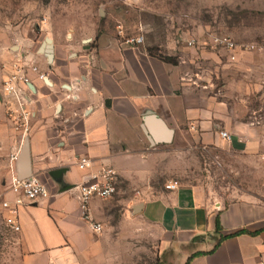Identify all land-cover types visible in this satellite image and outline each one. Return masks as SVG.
<instances>
[{
	"label": "crops",
	"instance_id": "0c3cea01",
	"mask_svg": "<svg viewBox=\"0 0 264 264\" xmlns=\"http://www.w3.org/2000/svg\"><path fill=\"white\" fill-rule=\"evenodd\" d=\"M52 44L51 59L44 53L36 57L37 66L46 64L48 71L27 72L32 116L24 138L13 129L0 98L1 198L13 197L8 190V156L18 147H24L25 154L14 164L16 171L37 176L48 188L46 198L19 209L16 233L24 250L23 264H82L91 253L95 261H102L107 243L115 249L126 244L131 253L134 247L158 256L172 253L180 264L197 251L206 253L189 264H264V193H247L223 203L208 198L202 184L181 176L170 175L164 184L154 181L182 173L181 163L169 160L181 151L167 150V142L156 140L164 131L160 120L173 130L175 140L185 134L189 142L204 146L221 141L250 147L244 145L250 141L247 130L240 134L225 129L229 139L220 136L223 129L216 131L217 121L226 125L232 121L220 103L205 96L208 84L200 82L197 72L202 62L198 57L214 53L198 44L188 60L196 66L182 75L186 61L179 57L173 65L134 49L88 56L65 53L62 44L53 40ZM219 52L229 61L223 50ZM248 53L239 52L230 62H240ZM198 86L202 90L197 91ZM253 139L260 136L255 133ZM83 156L91 164L81 170L77 161ZM103 166L115 169L116 192L89 202L91 219L102 226L94 232L81 217L75 185ZM171 181L177 182L176 189L163 188ZM217 214L219 233L214 232ZM240 230L247 233L220 240Z\"/></svg>",
	"mask_w": 264,
	"mask_h": 264
},
{
	"label": "rangeland",
	"instance_id": "374dc122",
	"mask_svg": "<svg viewBox=\"0 0 264 264\" xmlns=\"http://www.w3.org/2000/svg\"><path fill=\"white\" fill-rule=\"evenodd\" d=\"M139 33L144 40L137 51L176 63L185 59L182 75H188L196 66L188 60L199 46L187 44L191 37L203 41L211 35H230L238 42L264 44V0H0V98L4 100L2 79L13 70L28 72L35 66L48 71L46 64L37 66L36 60L43 54L38 46L46 37L62 44L65 53L95 56L133 50L130 39ZM203 47L214 53L198 57L200 82L204 79L208 84L204 94L214 104L220 103L232 121L230 125L217 121L216 131L231 128L242 134L247 130L250 141L243 143L250 147L221 141L204 146L189 142L185 134L177 140L173 136L165 149L181 151L169 160L180 162L182 173L166 174V179L157 176L154 181L164 184L170 175L181 176L202 184L208 198L223 203L247 193H264V55L254 50L244 60L230 62L220 50ZM255 133L258 141L253 139ZM19 237L3 223L0 213V264H23ZM106 246L102 261H95L91 253L82 264H180L172 253L158 256L136 247L131 253L126 244L116 249Z\"/></svg>",
	"mask_w": 264,
	"mask_h": 264
},
{
	"label": "built area",
	"instance_id": "2783aa9c",
	"mask_svg": "<svg viewBox=\"0 0 264 264\" xmlns=\"http://www.w3.org/2000/svg\"><path fill=\"white\" fill-rule=\"evenodd\" d=\"M143 40V33H139L130 39L132 49H138V44L142 43ZM187 44L189 46L200 44L202 46H208L212 50H223L229 61H235L239 52L260 50L264 55V44L258 46L254 42H238L230 35H211L203 41H198V39L191 37L187 41ZM29 69L33 72L38 71L35 66L29 67ZM39 77L44 80L45 84L49 85L46 75L41 73ZM1 91L4 96L6 117L10 120L13 129L19 132L24 138L29 131L30 118L32 116V110L28 108L30 103L28 95L31 92V85L27 72L23 68H19L6 74L2 79ZM219 134L223 138H230V135L224 130H220ZM21 149V147L14 149L8 156L10 170L8 190L12 193L13 197L12 199H2L0 196V205L4 211L2 214L3 223L13 232L20 230L18 220L20 207L48 196L47 186L37 176H24L16 171L14 164L19 160ZM90 164V159L85 156L80 157L77 161V166L81 170L90 167ZM116 182L117 173L115 169L109 166H103L93 172L89 179L75 185L81 217L89 222L94 232H100L102 226L100 223L94 222L91 219L89 202L93 198H110L116 192ZM177 187L178 184L176 181H171L165 185L166 189H176Z\"/></svg>",
	"mask_w": 264,
	"mask_h": 264
},
{
	"label": "water",
	"instance_id": "95a60500",
	"mask_svg": "<svg viewBox=\"0 0 264 264\" xmlns=\"http://www.w3.org/2000/svg\"><path fill=\"white\" fill-rule=\"evenodd\" d=\"M39 51L44 53L51 59L52 54H53V44H52V39L49 37H46L43 43L39 47ZM48 84H50L49 80L47 79ZM160 120V119H159ZM161 124L164 127V131L162 135L156 138L157 141H165V142H170L173 138V130L168 127L162 120H160ZM25 154V148L23 147L21 149L20 157L18 162L20 161L21 157ZM26 176V175H24Z\"/></svg>",
	"mask_w": 264,
	"mask_h": 264
},
{
	"label": "trees",
	"instance_id": "16d2710c",
	"mask_svg": "<svg viewBox=\"0 0 264 264\" xmlns=\"http://www.w3.org/2000/svg\"><path fill=\"white\" fill-rule=\"evenodd\" d=\"M159 56H160V55H159ZM157 58H159L160 60H162V61H164V62H167V63L173 64V65H176V64H177L174 60H172V59H170V58H168V57H165V56H160V57H157ZM220 230H221V225H220V220H219V214H217L216 217H215V231H214V232H215V233H219ZM240 233H247V231H246V230H240V231H237V232L232 233V234H229V235L220 236V240H221L222 238L227 237V236H235V235L240 234ZM204 253H206V252H203V251H197V252H195V253L189 255V256L187 257V259H186V261H185L184 264H189L190 260H191L193 257H195V256H197V255H200V254H204Z\"/></svg>",
	"mask_w": 264,
	"mask_h": 264
},
{
	"label": "flooded vegetation",
	"instance_id": "af4514ba",
	"mask_svg": "<svg viewBox=\"0 0 264 264\" xmlns=\"http://www.w3.org/2000/svg\"><path fill=\"white\" fill-rule=\"evenodd\" d=\"M44 40H45V39H44ZM97 41H98V39L95 40V42H97ZM42 43H43V42H41L40 45H41ZM98 44H99V43H98ZM40 45L38 46V49H39ZM97 48H99V46H98ZM124 53H125V52H124Z\"/></svg>",
	"mask_w": 264,
	"mask_h": 264
}]
</instances>
